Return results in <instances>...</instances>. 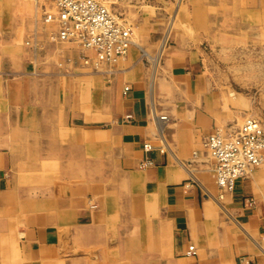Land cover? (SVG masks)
<instances>
[{
  "label": "crops",
  "instance_id": "obj_1",
  "mask_svg": "<svg viewBox=\"0 0 264 264\" xmlns=\"http://www.w3.org/2000/svg\"><path fill=\"white\" fill-rule=\"evenodd\" d=\"M186 2L182 11L190 25L197 22L199 40L179 36L168 44L159 31L144 33L116 66L71 77L93 85L68 89L82 106L66 118L53 116L48 99L43 117L26 116L15 105L20 91L12 93L13 115L2 120L11 133L0 132V237L13 225L18 242L15 250L0 248V264H14L11 258L16 264L21 256L25 264H69L72 248H79L77 264H96L104 259L103 239L118 230L124 261L263 264L257 239L264 237V168L217 198L206 164L190 155L214 128L238 116L214 94L203 53L192 47L207 43L201 23L221 19L212 15L220 3L233 27L264 28V0ZM86 91L93 95L87 105ZM102 156L117 157L118 164L102 171ZM134 232L139 245L131 240ZM189 245L195 255H188Z\"/></svg>",
  "mask_w": 264,
  "mask_h": 264
},
{
  "label": "rangeland",
  "instance_id": "obj_2",
  "mask_svg": "<svg viewBox=\"0 0 264 264\" xmlns=\"http://www.w3.org/2000/svg\"><path fill=\"white\" fill-rule=\"evenodd\" d=\"M41 1L0 0V86L3 90L0 93V132L11 133L8 132L10 125L2 120L3 116L13 115V109L9 106L13 92L20 91L15 105L18 110L25 111L26 116L43 117L46 99H48L53 101L48 104L49 107L52 106L53 116L66 118L69 110L82 106L72 101V98L77 96L68 92V89L84 85L88 90L87 88L93 85L88 80L78 82V78L71 80V77L78 73L103 72L106 64L116 66L117 62L124 58L117 57L109 62H103L96 71L84 65L83 56L92 55L91 51L84 50L75 43L50 41L49 34L51 31H56L57 26L54 23L46 24L42 21ZM101 1L131 27L133 41L136 43H139L144 33L155 34L158 31L166 36L168 44H171L174 39L177 40L179 36L199 40L197 37L200 35V30L196 29L197 22L193 21L190 25V15L182 11L187 0ZM179 5L181 7H178ZM212 15L221 19L201 23L207 26L201 29L206 35L204 40L207 43L194 44L192 47L200 49L203 53L202 70L210 78L214 94L230 110L238 113L236 120L219 128L234 130L246 117H254L264 125V28L233 27L232 15L220 3L213 6ZM66 74L70 76V79L65 78ZM12 85L14 88H9ZM81 95L86 105L91 100L89 97L93 96L87 91ZM63 112H65L64 115ZM43 128L44 124L38 120L36 130L41 131ZM203 139L204 137L201 140V149L193 150L190 160H201L203 164H206L204 168L211 174L212 182L217 189L216 197L220 198L229 191L217 186L213 160L203 146ZM55 161L59 169L60 161L57 159ZM100 164L101 170L106 171L109 166L118 164V158L102 156ZM257 168H264V161ZM262 207L264 212V206ZM119 233H121L120 230L116 236L103 239L106 241V244H103L105 252L101 254L104 259L97 257L96 264H107L110 261L109 258L124 261L125 252L122 242L124 238L120 237ZM4 234L6 241L2 240L3 236L0 237V248H11L12 245L15 250L18 242L15 226L12 225V229L5 231ZM131 240L139 245L140 238L137 239L135 232L131 235ZM257 243L259 247L264 248V237L258 238ZM72 249L74 251L69 254V264H77L79 248ZM134 253L132 255L134 258L141 256L140 253ZM3 256L0 251V259ZM9 261L15 264L16 259L11 258ZM16 264H25L22 256ZM59 264L64 263L61 261ZM122 264L139 263L126 259Z\"/></svg>",
  "mask_w": 264,
  "mask_h": 264
},
{
  "label": "built area",
  "instance_id": "obj_3",
  "mask_svg": "<svg viewBox=\"0 0 264 264\" xmlns=\"http://www.w3.org/2000/svg\"><path fill=\"white\" fill-rule=\"evenodd\" d=\"M40 13L44 23L57 26L49 34L51 42L75 43L92 52L83 56L84 65L92 70L125 57L134 44L131 27L101 0H42ZM128 90L126 85L124 92ZM203 146L213 160L217 186L232 191L238 179L248 177L264 161V125L246 117L236 130L214 128L204 137ZM143 149L148 152L152 146L145 143ZM195 254L189 245L188 255Z\"/></svg>",
  "mask_w": 264,
  "mask_h": 264
},
{
  "label": "bare ground",
  "instance_id": "obj_4",
  "mask_svg": "<svg viewBox=\"0 0 264 264\" xmlns=\"http://www.w3.org/2000/svg\"><path fill=\"white\" fill-rule=\"evenodd\" d=\"M161 52V51H160ZM154 58V57H153ZM156 65V64H155ZM217 252V251H216ZM264 253V252H263Z\"/></svg>",
  "mask_w": 264,
  "mask_h": 264
}]
</instances>
